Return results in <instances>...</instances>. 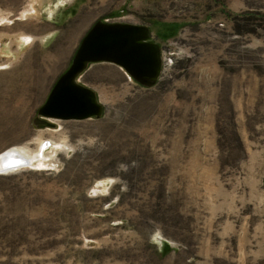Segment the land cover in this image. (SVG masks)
I'll use <instances>...</instances> for the list:
<instances>
[{"label": "rangeland", "instance_id": "obj_1", "mask_svg": "<svg viewBox=\"0 0 264 264\" xmlns=\"http://www.w3.org/2000/svg\"><path fill=\"white\" fill-rule=\"evenodd\" d=\"M148 19L154 85L92 64L100 118L39 116L95 22ZM9 149L0 264H264V0H0Z\"/></svg>", "mask_w": 264, "mask_h": 264}, {"label": "water", "instance_id": "obj_2", "mask_svg": "<svg viewBox=\"0 0 264 264\" xmlns=\"http://www.w3.org/2000/svg\"><path fill=\"white\" fill-rule=\"evenodd\" d=\"M104 62L119 67L141 86L150 87L161 71V49L152 40L147 25L95 22L81 39L69 67L39 108V116L58 120L100 118L103 107L96 92L81 84L79 78L88 66ZM3 155L5 159L12 157L7 153ZM26 163L22 162L20 167ZM10 168L16 169V164Z\"/></svg>", "mask_w": 264, "mask_h": 264}, {"label": "bare ground", "instance_id": "obj_3", "mask_svg": "<svg viewBox=\"0 0 264 264\" xmlns=\"http://www.w3.org/2000/svg\"><path fill=\"white\" fill-rule=\"evenodd\" d=\"M8 154L10 158L5 159V155L3 154ZM0 154V173H4L9 170H13V168H10L13 164H16V167H20V164H22V162H27L29 163V161L26 159L28 158L27 156H23L22 154H20V152H18V150L16 149H9L6 150V152ZM41 155V154H40ZM33 160V159H32ZM26 163V164H27ZM3 170V171H2ZM15 170V169H14Z\"/></svg>", "mask_w": 264, "mask_h": 264}, {"label": "trees", "instance_id": "obj_4", "mask_svg": "<svg viewBox=\"0 0 264 264\" xmlns=\"http://www.w3.org/2000/svg\"><path fill=\"white\" fill-rule=\"evenodd\" d=\"M150 22H152V20L151 19H148L144 23H141V25H147V24H149V26H151V23Z\"/></svg>", "mask_w": 264, "mask_h": 264}]
</instances>
